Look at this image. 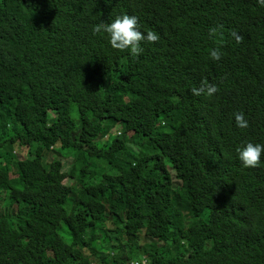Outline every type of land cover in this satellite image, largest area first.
I'll list each match as a JSON object with an SVG mask.
<instances>
[{"label": "trees", "instance_id": "obj_1", "mask_svg": "<svg viewBox=\"0 0 264 264\" xmlns=\"http://www.w3.org/2000/svg\"><path fill=\"white\" fill-rule=\"evenodd\" d=\"M123 14L158 35L135 58L91 30ZM247 141L264 144L256 0H0V193L17 205L0 264H264Z\"/></svg>", "mask_w": 264, "mask_h": 264}, {"label": "clouds", "instance_id": "obj_2", "mask_svg": "<svg viewBox=\"0 0 264 264\" xmlns=\"http://www.w3.org/2000/svg\"><path fill=\"white\" fill-rule=\"evenodd\" d=\"M256 2L260 7H264V0H256ZM91 30L93 34L106 33L108 43L111 47L119 50L126 49L133 58L142 51L140 46L142 40L153 42L158 39V35L154 31L146 30L142 33L140 31L138 18L135 15L129 14L118 15L107 23L101 21L100 23L93 24ZM235 38L237 41L240 40L238 35H236ZM221 54V51L216 48L209 51V56L212 60H219ZM191 91L194 95H200L202 92L205 95H211L216 91V88L215 85H207L206 87L192 88ZM234 116L235 124L238 128L247 126L248 121L244 118L243 113L237 112ZM235 152L237 159L243 167H256L261 163L262 153H264V144L247 141L243 144H238L235 148Z\"/></svg>", "mask_w": 264, "mask_h": 264}, {"label": "rangeland", "instance_id": "obj_3", "mask_svg": "<svg viewBox=\"0 0 264 264\" xmlns=\"http://www.w3.org/2000/svg\"><path fill=\"white\" fill-rule=\"evenodd\" d=\"M121 128V124L120 123H117L115 122L114 124H112V130L113 131H117L118 129ZM165 129L168 131L171 129V127H165ZM18 156L20 158H23L25 156V153L23 152V150H20L18 151ZM50 158H52V155H50ZM73 162V158L72 157H68V158H64L63 159V164L65 165V168L67 169L68 166L71 165V163ZM169 166L171 167L170 163L168 162ZM14 171V169H12ZM171 175H172V179H173V182H174V185H177V184H180V180L176 177L175 175V171L172 169L171 170ZM72 179L70 178L69 182L71 181ZM5 196L3 194L0 193V212H8V210H12L13 212L15 211L17 205L16 204H13L12 206L10 207H7L9 205L5 204ZM71 206V204L69 203V201L67 202L66 204V207L69 208ZM9 208V209H8ZM10 213V212H9ZM104 239L107 238V236H102ZM146 240H151L147 237H145ZM100 251V248L99 250Z\"/></svg>", "mask_w": 264, "mask_h": 264}, {"label": "built area", "instance_id": "obj_4", "mask_svg": "<svg viewBox=\"0 0 264 264\" xmlns=\"http://www.w3.org/2000/svg\"><path fill=\"white\" fill-rule=\"evenodd\" d=\"M133 264H140L138 261L133 262Z\"/></svg>", "mask_w": 264, "mask_h": 264}]
</instances>
